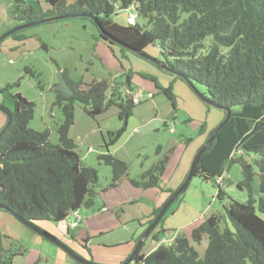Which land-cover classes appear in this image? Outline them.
<instances>
[{
  "label": "trees",
  "instance_id": "1",
  "mask_svg": "<svg viewBox=\"0 0 264 264\" xmlns=\"http://www.w3.org/2000/svg\"><path fill=\"white\" fill-rule=\"evenodd\" d=\"M46 2L51 6L46 12L36 10L27 0H11L9 10L13 19L18 21L17 25L64 13L92 15L98 19L97 23L93 18L82 17L90 19L98 28L95 38L118 45L121 57L132 51L103 37L101 29L137 50H145L157 42L161 47L162 60L169 68L186 76L196 87L203 86V94L225 116V108L231 109L229 121L201 156L194 176L213 181L222 196L224 192L217 178L223 176L224 179L229 168L234 163L239 164L243 179L237 186L246 189L248 200L242 203L231 199L226 206V215L232 227L226 225L221 228L222 216L212 214L198 223L190 235L178 232L170 244H159L149 253L143 252V244L140 252L134 256L133 263L264 264V0ZM130 8L136 17L146 20V25L137 21L129 24L127 20L123 23L113 17L117 10ZM10 36L17 40L27 38L23 29ZM128 71L130 75L133 73L132 70ZM62 73L73 93L66 97L56 90L53 105L63 111V121L57 127L59 141L56 144L50 141L48 128L37 130L30 127L35 105L20 92H13L19 80L0 86V105L12 114L11 124L0 136V204L6 207L3 210L27 221H63L75 210L94 208L100 192L118 187L124 178H129L133 187L160 188L168 193L169 198L187 176L175 189L161 186L173 148H169L166 155L136 178L129 177L128 162L110 151V146H114L126 131L128 119L137 104L133 102V93H130L133 90L130 82L122 83L129 91L123 93L118 77L85 82L72 79L67 68ZM179 74H175L176 77L188 84ZM142 76L154 81L159 93L167 97L174 116L178 108L172 84L165 87L158 83L155 76L144 73ZM7 102L12 107L7 106ZM78 103L84 105V112L93 119L116 105L119 118L124 120L121 128L108 131L109 141L105 142L108 152L98 156L99 161L109 165L113 172L111 182L106 187H100V191L98 170L83 163L76 150L77 141L70 134L75 124ZM206 127L207 121L204 120L198 128L199 135L206 134L203 144L216 129L205 133ZM190 141L192 138H187L186 143ZM251 154L259 155L260 158L255 159L254 163L249 162L246 156ZM256 177L262 194L258 200L254 198L252 188ZM163 204L153 209L146 221V228ZM171 205L150 233L155 240L167 231L164 223ZM205 237L208 245L200 257L192 243L200 244ZM18 250L13 239L11 246L5 250L0 234V264H13Z\"/></svg>",
  "mask_w": 264,
  "mask_h": 264
},
{
  "label": "rangeland",
  "instance_id": "2",
  "mask_svg": "<svg viewBox=\"0 0 264 264\" xmlns=\"http://www.w3.org/2000/svg\"><path fill=\"white\" fill-rule=\"evenodd\" d=\"M48 10V8L43 9L44 12ZM130 11L132 8L124 11L117 10L113 17L124 23ZM136 21L143 26L146 25L144 18L136 17ZM23 34L27 36L23 43L19 42V45L12 51L4 50L0 54V86L19 80V85L14 88L13 92H20L35 105L34 115L29 123L30 127L37 130L48 128L50 141L56 144L59 141L57 127L63 121L62 109L53 105L56 100L55 86L58 83L59 72L67 68L72 79L85 82H91L95 79H112L118 73L117 71H121V68L126 66V62L121 58L122 52L118 45L108 44L95 38L98 35V28L86 17L72 16L44 22L23 29ZM146 51L159 59H163L161 47L157 42L147 47ZM126 54L129 59L136 58V55H131L132 52L128 51ZM155 67L161 69L156 65ZM135 70L133 72H137L143 77L144 72ZM148 75L155 76L158 83L161 84L162 77L160 74L149 73ZM124 76L125 74L118 77L117 81L127 82L128 78ZM152 82L154 83V81ZM153 83L140 77L137 80L133 78L131 84L133 88L136 89L141 86L144 91L142 90L140 103L133 107L126 131L116 145V154L129 164V177L131 178L138 177L143 171L150 168L166 155L171 145H177L182 137L186 141L187 138L196 137L198 134L199 125L188 121L190 116L184 109L176 111V119L173 122V109L167 97L163 93H155L154 96L149 94L154 88ZM120 88H123V93L129 92L122 84ZM197 88L201 93L205 91L203 86ZM154 91L156 92V88ZM0 98L2 100L1 95ZM6 105L12 107L10 102H7ZM83 107L84 105L80 103L76 104L75 124L71 127L70 134L77 141L76 150L83 163L98 170V190L100 191V187H106L111 182L113 172L109 165L99 161L98 156L108 152L105 145V142L109 141L108 131L121 128L124 120L119 118V108L116 105L110 106L105 112L98 115L97 119L88 116ZM155 119L157 120L155 121ZM160 119L165 120L166 123L160 122ZM135 127L137 128L135 129ZM258 158L260 156L256 154L246 156V159L252 163ZM255 170L258 171L256 166ZM227 173L229 174L228 177ZM242 179L239 164L234 163L225 173L220 184L224 192V195L221 196L218 186L213 181L205 180L200 176H193L184 194L171 205L170 211L167 213L170 216L172 212L178 211L174 217V222L180 225L179 228H174L173 231L176 232L172 234L167 231L161 233L158 240L153 239L150 235L147 236L144 240L143 252L148 253L159 244H170L178 232L185 233L192 224L200 223L212 214L222 216L221 228L226 225L232 227L226 215V206L231 199L242 203L247 202L248 193L246 189H240L237 186ZM252 188L254 198L258 200L262 195L259 190L258 177L253 182ZM135 190V187L130 190L122 185L120 189L113 190L112 194L114 193L113 195L120 198L126 195L129 197L131 192H135ZM96 199L95 208L78 210L82 219L79 221L78 227L69 228V232L66 231V224L76 219L74 213H70L63 221H47L49 223L38 226L44 230L47 229L46 231L90 261L98 264H120L125 260L122 256L131 254L135 248L131 243L132 230L137 228L139 224L132 218L145 212L147 201L143 198V200H139L138 204H123L122 210L118 206L115 212L119 209L118 214L121 216V222L112 221L109 223L108 225L113 228L112 231L104 234L95 233L91 240L92 244L89 245V251H86L80 246L84 245L85 242L80 237L86 235L87 218H92L102 203L100 196ZM121 202L123 201L119 200L117 204ZM255 205L257 206V202ZM55 226H59V230H56ZM102 228L104 227L100 229ZM110 228L104 230H110ZM31 234L39 239L29 240L22 236L18 243L15 242V247L23 251L24 249L38 250L41 257L37 264H81L67 255L56 244L37 233L32 232ZM75 241L80 245L76 244ZM192 244L202 257L208 240L205 237L200 244L194 242ZM20 256L17 254L14 257V264H27L25 259ZM130 264L136 263L131 262Z\"/></svg>",
  "mask_w": 264,
  "mask_h": 264
},
{
  "label": "crops",
  "instance_id": "3",
  "mask_svg": "<svg viewBox=\"0 0 264 264\" xmlns=\"http://www.w3.org/2000/svg\"><path fill=\"white\" fill-rule=\"evenodd\" d=\"M10 1L11 0H0V36L6 32L7 30L11 29L12 27L16 26L18 24V21L14 20L13 17L11 16L9 6H10ZM29 3H31L36 10H42L44 8L50 9L51 6L46 2V0H27ZM27 38L23 40H17L12 36H8L5 39H3L0 42V54L4 50L12 51V49H15L16 46H18L19 42L23 43ZM102 40V39H101ZM105 41V40H103ZM106 42V41H105ZM104 42V43H105ZM146 51V49H145ZM113 52V51H112ZM149 53L148 51H146ZM150 54V53H149ZM131 55H136V54H131ZM151 55V54H150ZM153 57H156L154 55H151ZM136 58L129 59L127 54L125 53V57H121L124 59L126 62V66H123L121 68V71H117L118 73L112 77H121L123 74L128 78L127 83L130 82L132 84L133 78L137 80V78H142L144 80H149L152 82V80L143 78L137 72H133L131 75L128 73V70L134 71L139 70L138 72H144V73H154V74H160L162 79L160 80L162 86H169L172 84L173 87V92L176 96L177 99V108L179 109H184L186 112L189 114L190 119L188 121L190 122H195L196 124L200 125L202 121L206 120L207 121V127H206V132H209L211 129L215 128L225 117L224 112H222L220 109L217 107L211 106L208 107L203 100L197 95V93L188 85L186 84L183 80L179 79L176 77L175 74L169 73L168 71H165L162 69L159 70L158 68L155 67L159 65L152 62L151 60H148L146 58H143L141 56L136 55ZM158 58V57H156ZM135 66V68H134ZM135 70V71H136ZM124 76V77H125ZM137 77V78H136ZM124 81H120L122 84ZM133 88V86L131 85ZM153 87L156 88V92L153 90L149 93L151 96H154L155 93H159V89L156 87L155 83H153ZM125 88V87H124ZM127 90V88H125ZM123 90V88H122ZM142 87H137L136 89L133 88L132 92L136 93L138 91L142 92ZM128 91V90H127ZM144 91V90H143ZM1 101V98H0ZM141 101V100H140ZM140 103V102H138ZM119 113V111H118ZM173 122H175L176 119V114L172 117ZM7 120V116L5 113L1 110L0 112V128L5 124ZM157 119H155L156 121ZM159 121V119H158ZM160 122L166 123L165 120H161ZM167 125V124H166ZM137 127H135L136 129ZM199 128V126H198ZM157 129H158V124H157ZM206 134L199 135L197 134L196 137H192V141L189 143H186L185 138L182 137L180 141L178 142L177 145H171L170 148H173V151L170 154V159L169 162L166 166V169L164 171V174L162 176V182L161 186L164 188H177L183 179L185 178L186 174L188 173L192 160L198 150V148L203 144L205 140ZM118 142L111 147L110 151L112 153L116 154V145ZM118 156V155H117ZM120 157V156H119ZM122 158V157H121ZM227 173V177H228ZM125 186L128 189L131 190L133 187L130 182L129 178H124L121 181V184L118 187L115 188H109L105 192H100L99 196L102 199V203L100 204L97 213L95 212L92 216V218H87V230H86V235H82L80 239L84 242V245H80L78 242L75 241L76 244L80 245L83 250L89 251V245L92 244V238L95 236V233L98 232V234H104L109 231H112L113 228L112 226L108 225L112 221H117L120 223L121 221V216L118 214L119 209L122 210V205L127 204V203H135L138 204L140 201L145 198L147 201V208L145 209V212L142 215H138L132 218V220H135L137 224V228L132 230V244L133 246L135 245V240L138 236H140L143 231L146 229V221L150 218L151 213L155 207L160 206L165 202V200L168 198V193L163 192L160 188H150V189H141V188H136L135 192H131V195L128 197L127 195L123 198L116 197L115 195L112 194L113 190L120 189L121 186ZM116 194V193H115ZM98 196V197H99ZM130 197H132L130 199ZM121 200L120 204H117L118 201H111V200ZM97 204V203H96ZM119 206V209L115 212V209ZM95 208V207H94ZM102 208V209H101ZM176 212H173L170 216H167L165 219L164 223V228H166L167 232L169 234H172L173 229L179 228L180 225L178 223L174 222V217L176 216ZM107 213V216L105 214ZM100 215L99 217H97ZM115 218V220H113ZM139 222V223H138ZM37 225H42L43 223H49L47 220H42V221H35ZM104 223V225H101ZM198 223L192 224L189 229L185 232V234L189 235L192 231V229L197 225ZM79 225V224H78ZM98 227H97V226ZM24 226V227H23ZM67 228L66 231L69 232V228H72L69 226V224H66ZM69 226V227H68ZM23 227V228H22ZM56 230H59V226H55ZM78 227V226H76ZM101 227H104L100 229ZM111 227V228H110ZM110 228V230H104V229ZM101 231H100V230ZM25 224H23L20 220H18L13 214L0 209V234H1V243L3 248L6 250L11 246V241L12 239L15 242H19L20 238L23 236L24 238L30 239H39L35 238L31 234L32 232L36 233L35 231L32 230ZM47 230V229H46ZM38 234V233H37ZM39 235V234H38ZM135 247V246H134ZM157 247V246H156ZM155 247V248H156ZM154 248V249H155ZM64 251V250H63ZM26 252V253H25ZM65 252V251H64ZM66 253V252H65ZM149 253V252H148ZM17 254L21 255L20 257H23L25 259V262L27 264H37L39 262V259L41 257V254L38 250L33 249V250H18ZM130 254H126L125 256H122V258L127 259V257ZM120 258V260H123ZM14 259L13 258V264H14Z\"/></svg>",
  "mask_w": 264,
  "mask_h": 264
},
{
  "label": "water",
  "instance_id": "4",
  "mask_svg": "<svg viewBox=\"0 0 264 264\" xmlns=\"http://www.w3.org/2000/svg\"><path fill=\"white\" fill-rule=\"evenodd\" d=\"M72 16H88L90 18H93L94 22H98L97 18H94L92 15H87L86 13H82V14H75V13H64V14H60V15H55V16H50V17H46V18H42V19H38V20H34V21H29V22H25L19 25H16L14 27H12L11 29L7 30L6 32H4L1 36H0V42L5 39L6 37L12 35L13 33L20 31L22 29H25L27 27L33 26V25H37V24H41L44 22H49V21H54V20H59V19H63V18H69ZM101 34L103 37L107 38L108 40H110L111 42H114L116 44H119L129 50H131L132 52H134L135 54L146 58L148 60H151L152 62L158 64L159 66H161L163 69H167L170 70L171 72L175 73V74H179L177 73V71L169 68L166 63L164 62V60L156 58L151 56L150 54H148L145 50H137L125 43H123L122 41L116 39L115 37L109 35L106 31H104L103 29H101ZM182 78H185V80L188 82V84L191 86V88L197 93V95L201 98V100H203L204 102L211 104L215 107H217V105L206 95H204L203 93H201L198 88L184 75L179 74ZM55 90H59L61 91V93L66 96L69 97L72 95L73 91L69 88L66 79L63 76V73L60 71L59 72V76H58V83L55 86ZM0 110H2L3 112L6 113L7 115V123L5 124L4 128L0 131V136L6 131V129L9 127V125L12 122V114L4 109L1 105H0ZM226 111V116L224 118V120L216 127L213 135H211L206 141L205 143L199 148V150L196 152L190 169L187 173L186 178L184 179L183 183L170 195V197L165 201V203L162 205L159 213L155 216L154 220L148 225V227L145 229V231L140 235L137 244L134 248V250L132 251V253L127 257V259H125L123 262H121L120 264H130L131 262H133V258L134 256L140 252L143 244H144V240L147 236L150 235V233L156 228V226L159 224L160 220L162 219V217L164 216V214L166 213V211L168 210V208L170 207V205L179 197V195L187 189L191 179L193 178V176L195 175V169L196 166L201 158V156L203 155V153L205 151H207L211 145L213 140L215 139L217 133L220 131V129L229 121L230 117H231V109L230 108H225ZM0 209H6L5 205L0 204ZM14 215V214H13ZM18 220H20L23 224H25L26 226H28L29 228H31L33 231H35L36 233H38L39 235H41L42 237H44L45 239L49 240L50 242L56 244L57 246H59L62 250H64L70 257H72L75 261H77L78 263L81 264H98L95 263L93 261H90L89 259L84 258L83 256L79 255L77 252H75L72 248H70L67 244H65L64 242H62L60 239H58L56 236H54L53 234L49 233L48 231L42 229L41 227H39L35 221H27L17 215H14Z\"/></svg>",
  "mask_w": 264,
  "mask_h": 264
},
{
  "label": "built area",
  "instance_id": "5",
  "mask_svg": "<svg viewBox=\"0 0 264 264\" xmlns=\"http://www.w3.org/2000/svg\"><path fill=\"white\" fill-rule=\"evenodd\" d=\"M126 20H127V23L134 24L136 22V13L134 11H130L129 12V16H127ZM141 96H142V92L141 91H138L135 94L133 93V102L134 103L140 102ZM224 176H225V174H224ZM222 180H223V176L218 177L216 181H217L218 184H221ZM72 213H74V215L76 216V219L73 220L71 223H69V226L74 228V227L78 226L79 221L82 218H81L78 210H75Z\"/></svg>",
  "mask_w": 264,
  "mask_h": 264
},
{
  "label": "flooded vegetation",
  "instance_id": "6",
  "mask_svg": "<svg viewBox=\"0 0 264 264\" xmlns=\"http://www.w3.org/2000/svg\"><path fill=\"white\" fill-rule=\"evenodd\" d=\"M67 254V253H66ZM68 255V254H67Z\"/></svg>",
  "mask_w": 264,
  "mask_h": 264
}]
</instances>
